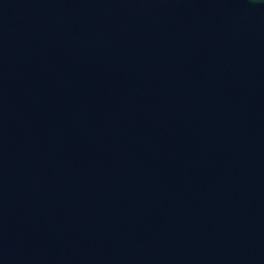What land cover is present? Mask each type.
<instances>
[{
	"label": "water",
	"instance_id": "95a60500",
	"mask_svg": "<svg viewBox=\"0 0 264 264\" xmlns=\"http://www.w3.org/2000/svg\"><path fill=\"white\" fill-rule=\"evenodd\" d=\"M0 264H264V0H0Z\"/></svg>",
	"mask_w": 264,
	"mask_h": 264
}]
</instances>
